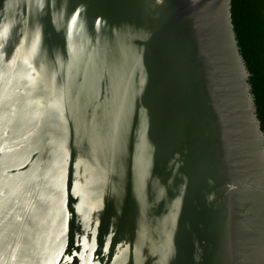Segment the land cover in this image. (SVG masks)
<instances>
[{
	"label": "water",
	"instance_id": "water-1",
	"mask_svg": "<svg viewBox=\"0 0 264 264\" xmlns=\"http://www.w3.org/2000/svg\"><path fill=\"white\" fill-rule=\"evenodd\" d=\"M231 6L0 0V264H264Z\"/></svg>",
	"mask_w": 264,
	"mask_h": 264
},
{
	"label": "trees",
	"instance_id": "trees-1",
	"mask_svg": "<svg viewBox=\"0 0 264 264\" xmlns=\"http://www.w3.org/2000/svg\"><path fill=\"white\" fill-rule=\"evenodd\" d=\"M231 11L237 39L248 69L251 73L250 83L255 97L258 117L264 130V85L262 83L264 71V50L258 42V32L264 31V0H231ZM253 44L255 56L251 60V51L246 42ZM246 47V48H245Z\"/></svg>",
	"mask_w": 264,
	"mask_h": 264
},
{
	"label": "flooded vegetation",
	"instance_id": "flooded-vegetation-1",
	"mask_svg": "<svg viewBox=\"0 0 264 264\" xmlns=\"http://www.w3.org/2000/svg\"><path fill=\"white\" fill-rule=\"evenodd\" d=\"M256 35L257 36H259V40H258V42H260V47H262L263 48V50H264V31H262V32H258V33H256ZM246 47H247V49H249L250 51H251V49L253 48V44L249 41V39H248V41L246 42V45H245ZM245 47V48H246ZM250 56H251V60L254 58V56H255V54H254V52H253V50L251 51V53H250ZM263 67H264V64H263ZM263 79H262V83H263V85H264V71H263ZM250 75H251V73H250ZM264 124V123H263ZM262 126V125H261ZM263 129V128H262ZM264 131V130H263Z\"/></svg>",
	"mask_w": 264,
	"mask_h": 264
}]
</instances>
